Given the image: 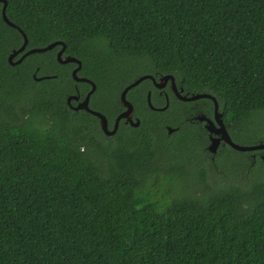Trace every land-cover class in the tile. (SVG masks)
Here are the masks:
<instances>
[{
	"label": "trees",
	"instance_id": "trees-1",
	"mask_svg": "<svg viewBox=\"0 0 264 264\" xmlns=\"http://www.w3.org/2000/svg\"><path fill=\"white\" fill-rule=\"evenodd\" d=\"M6 2L25 51L62 41L82 62L91 108L111 126L130 83L172 75L215 97L236 143H262L244 139L264 119V0ZM2 8L0 264H264L261 158L228 147L214 166L196 126L168 135L178 124L148 108V80L127 94L141 125L106 136L67 104L89 86L57 61L61 46L10 65L24 38ZM201 102L211 116L213 101ZM191 170L197 184L180 189Z\"/></svg>",
	"mask_w": 264,
	"mask_h": 264
},
{
	"label": "water",
	"instance_id": "water-1",
	"mask_svg": "<svg viewBox=\"0 0 264 264\" xmlns=\"http://www.w3.org/2000/svg\"><path fill=\"white\" fill-rule=\"evenodd\" d=\"M0 2L3 3L2 18H3L4 22L6 24H8L10 27L16 28L18 31H20V33L22 34V36L24 38V42H23L22 46L18 50H14L9 55L8 62L10 63V65H12V66L19 65L20 63H22V61L27 56H29L31 54L47 52L49 50L54 49L57 46H61L62 48L57 54L58 62L60 64L75 63L77 65V67L72 72L73 80L76 82H79V83L80 82H87L91 85V90L87 94L84 101L80 102L76 107H74V110L75 111H80V110L86 111V112L94 115L96 118H98L100 121L101 129L104 132V134H106L107 136H112L116 133V131L118 129L119 121L121 119L125 118L127 121H130L132 123V125L135 127H137L139 125V123H140L139 120H137L135 123L132 120V114L134 112V107H133L132 103H130L128 101L127 94L132 88L138 86L139 84H141L146 79L154 80V78L151 75H144V76L139 77L134 82L130 83L122 91V93L120 95V101H121L123 107L125 108V111L122 114H120L119 117L117 118L114 128L112 130H109L107 118L101 112L95 111L89 107L90 98L95 93L97 87H96V84L93 81H91L90 79L78 76V72L82 68V62L75 57H71V56L63 57V54H64L65 49H66V45L62 41L54 42V43H52V44H50L44 48H34V49H30L28 51H25L26 47L28 45V38H27L26 34L18 26H16L13 22H11L8 19L7 15H6V6H7L6 0H0ZM22 53H23V55L19 59L15 60V58L19 54H22ZM46 78H49V77H42V78H39L38 80H43ZM169 79L172 80V82L174 83V77L172 75H166L161 79L162 83L157 84V86L159 88H162L165 85V82L168 81ZM200 98H208V99L212 100L214 103V111H215L214 120L206 119V121H207L206 128L208 129V131L211 134L217 135L216 137L212 138V142H211V145L209 147L210 152L216 153L218 145L222 140L224 142L228 143L234 150L239 151V152H253V151L264 150V142L259 143L257 145L243 146V145L236 144L232 141V139L230 138V135L228 134L226 127H225L224 120H223V114L219 111L218 102L215 99V97H213L212 95H210V94H195L190 98H183V99L193 101V100H197ZM73 99L78 100L79 97L78 96L69 97L68 103L70 104L71 100H73ZM148 105L150 106V108L155 109L151 103L150 96L148 97ZM261 159H262L263 164H264V155L262 156Z\"/></svg>",
	"mask_w": 264,
	"mask_h": 264
},
{
	"label": "flooded vegetation",
	"instance_id": "flooded-vegetation-1",
	"mask_svg": "<svg viewBox=\"0 0 264 264\" xmlns=\"http://www.w3.org/2000/svg\"><path fill=\"white\" fill-rule=\"evenodd\" d=\"M61 48L62 47L58 48V50L56 52V59H57V54L61 50ZM22 55H23V53L19 54L15 58V60L19 59ZM63 57H64V55H63ZM76 67L77 66H75L72 69V72H73V70ZM151 76L154 78V80L146 79V80L150 81L149 86L151 87V89L147 92V105H148V97L150 96L151 103H152V99H154L156 104L159 105V106H154V104H152L155 109L150 108L149 105H148V108L150 110L154 111V112H158V113L164 114L163 116H164V118H166V120H169V121L173 120L174 122H177L178 125L175 126V127L166 126V130H167V134L168 135H171L174 132H176L178 129H180V126L183 123H189L190 125L196 126L198 128V130L202 133V136L204 137V140H205V144H204V148L203 149L210 154L209 158L211 159L212 163L215 166L216 165L215 164L216 159L219 156L221 157V153L224 150L226 151L228 149V147L231 148V149H233V148L228 143H226V142H224L222 140L219 143V145H218L216 153L210 152L209 147L211 145L212 138L216 137L217 135L216 134H211L208 131V129L206 128V125H207L206 119L214 120V115H215L214 108L210 109V111H212V115L211 116H209L210 115L209 112H207V113L204 112L203 105L201 104L202 103L201 100L208 99V98H200V99L193 100V101L184 100L183 98H190V97H192L195 94H191L189 92H185L182 87H179L177 85L175 78H174V83L172 82V80L169 79L168 81L165 82V85L162 88H159L157 86V84L162 83L161 79L164 76H158V77H155L153 75H151ZM39 78H42V77H38V76L34 75V79L36 81H40V80H38ZM82 83H86L89 86L88 90L86 91V93L84 95H82L79 92V90L77 89V94L76 95H71V96H78L79 99L78 100H75V99L71 100L70 104L68 103V98L71 97V96L67 97V104L69 105V107L72 110H74V107H76L80 102L84 101V99L86 98L87 94L91 90V85L89 83H87V82H82ZM92 96L90 98V103H89V107L90 108H91L90 104H91ZM171 103L174 104V109H172L170 111ZM124 111H125V108H124V110H122L121 112H119L115 116L114 121L112 123V126L110 125V122H109V119L107 118V116L102 113L107 118L109 130H112L114 128L117 118ZM76 112H78V111H76ZM132 120H133L134 123L137 120H139V122H140V119L135 116V110H134V112L132 114ZM121 123H124L125 125H130L131 127L135 128V126H133L132 123L130 121H127L125 118L121 119L119 121L118 127H119V125ZM99 125H100V121H99ZM140 125H141V122L139 123V125L137 127H139ZM226 130H227L228 134L230 135L227 127H226ZM230 138L232 139L231 135H230ZM232 141L234 143H236L233 139H232ZM236 144H239V143H236ZM263 151L264 150L248 152L249 153L248 157L254 163L257 160V158H262V156L264 155L262 153Z\"/></svg>",
	"mask_w": 264,
	"mask_h": 264
},
{
	"label": "rangeland",
	"instance_id": "rangeland-1",
	"mask_svg": "<svg viewBox=\"0 0 264 264\" xmlns=\"http://www.w3.org/2000/svg\"><path fill=\"white\" fill-rule=\"evenodd\" d=\"M258 118L260 120H258V121L256 120V124H255V130H256V132H254L253 134H250V135H246L245 136L244 141L246 143H248V142H250L252 140H256V141H259V142H264V128H263V121H264V119L261 116H259ZM238 157L240 158L242 156H238ZM190 172H191V174H190L191 176L190 177H188L187 179H184L185 181H181V182H178L176 184L180 189H183L184 186H190V185H194L195 186L197 184V181H196L195 175H194V171L191 170ZM250 176H251V173L249 172L248 177H250ZM248 177L247 176H244L243 181H247L248 180ZM243 181H240V180H237L236 179V181H232V182L237 183V182H243ZM157 183H158V185L160 184V182H157Z\"/></svg>",
	"mask_w": 264,
	"mask_h": 264
}]
</instances>
